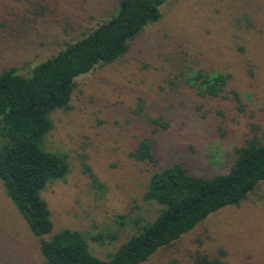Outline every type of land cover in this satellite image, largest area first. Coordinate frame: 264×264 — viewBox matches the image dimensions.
Returning a JSON list of instances; mask_svg holds the SVG:
<instances>
[{
	"label": "rangeland",
	"instance_id": "rangeland-1",
	"mask_svg": "<svg viewBox=\"0 0 264 264\" xmlns=\"http://www.w3.org/2000/svg\"><path fill=\"white\" fill-rule=\"evenodd\" d=\"M117 2L0 0V71L26 75L108 19ZM159 11L125 54L75 77L68 108L49 112L41 148L63 156L68 170L41 191L52 222L45 238L78 230L106 257L137 232L136 218H155L160 206L142 198L154 170L180 161L195 174L223 173L235 148L264 136V0H165ZM197 69L230 73L240 103L198 96L186 82ZM159 116L166 129L148 121ZM143 137L154 140L155 164L129 155ZM218 251L226 264H264V181L141 264H189ZM0 264H45L1 180Z\"/></svg>",
	"mask_w": 264,
	"mask_h": 264
},
{
	"label": "trees",
	"instance_id": "trees-1",
	"mask_svg": "<svg viewBox=\"0 0 264 264\" xmlns=\"http://www.w3.org/2000/svg\"><path fill=\"white\" fill-rule=\"evenodd\" d=\"M164 1L118 0L108 19L32 66L26 75L14 67L0 71V180L31 233L39 238L45 264H141L212 212L238 205L264 181V136H253L234 149V160L226 172L203 176L180 161L154 170L142 198L160 206L155 218L141 225L136 218L137 232L106 257L93 254L78 230L63 228L45 238L52 222L41 191L68 170L63 156L41 148L42 137L52 126L49 112L69 107L76 76L125 54L143 27L159 20ZM186 82L202 98L231 96L241 101L228 72L197 69ZM138 108L142 110L141 100ZM148 121L161 129L169 126L161 116ZM154 146L152 138L143 137L129 155L155 164ZM93 240L100 241L101 236ZM218 253L213 257L195 253L189 264H226L223 251Z\"/></svg>",
	"mask_w": 264,
	"mask_h": 264
}]
</instances>
